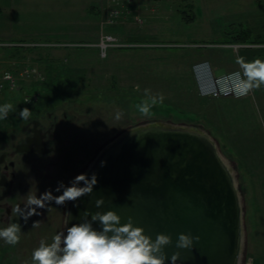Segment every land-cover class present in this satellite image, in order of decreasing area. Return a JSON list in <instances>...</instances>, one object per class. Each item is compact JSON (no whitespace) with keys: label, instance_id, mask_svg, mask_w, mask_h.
I'll list each match as a JSON object with an SVG mask.
<instances>
[{"label":"rangeland","instance_id":"1","mask_svg":"<svg viewBox=\"0 0 264 264\" xmlns=\"http://www.w3.org/2000/svg\"><path fill=\"white\" fill-rule=\"evenodd\" d=\"M241 26L254 41H264V0H0V41L62 43L22 47L21 59L15 49H0V71L11 69L17 77L0 94V105L14 109L0 119V144L7 145L2 152L10 153L24 108L30 118L35 111L57 115L55 130L62 136L61 152L8 156L15 162L8 169L13 186L1 202L0 228L18 223L22 233L15 246L0 240V264H31L40 241L51 243L64 228V205L38 208L40 215L27 222L12 209L47 190L61 195L58 182L69 186L110 140L153 120L199 127L214 139L241 195L239 264H264V181L248 179L233 149L264 158V88L252 87L244 98L203 97L194 74L204 54L220 59L217 66L201 61L210 65L209 76L219 67L242 71L234 51L241 48L234 28ZM103 34L124 45L101 51ZM195 42L201 45L177 46ZM34 221L41 223L33 228Z\"/></svg>","mask_w":264,"mask_h":264},{"label":"water","instance_id":"2","mask_svg":"<svg viewBox=\"0 0 264 264\" xmlns=\"http://www.w3.org/2000/svg\"><path fill=\"white\" fill-rule=\"evenodd\" d=\"M38 144L37 151L50 150L43 139ZM101 161H106L103 167ZM93 173L98 181L93 192L66 202L65 213L72 218L65 225L64 217L65 234L67 227L81 222L85 210H113L121 223L132 217L153 240L158 233L171 236L172 243L164 248L165 264H171L177 251L176 264L240 263L241 195L233 171L202 128L160 120L134 125L100 149L84 172L89 178ZM100 198L104 204L97 208ZM180 233L200 240L191 250L178 249Z\"/></svg>","mask_w":264,"mask_h":264},{"label":"clouds","instance_id":"3","mask_svg":"<svg viewBox=\"0 0 264 264\" xmlns=\"http://www.w3.org/2000/svg\"><path fill=\"white\" fill-rule=\"evenodd\" d=\"M244 75L247 80L241 82L239 95L246 94L252 87L259 88L264 85V62L256 60L246 65ZM13 110L11 104L0 105V119H7ZM141 112L146 114L147 109L142 108ZM31 115L32 112L28 108L19 112L23 121L30 119ZM105 164L106 161H101L102 167ZM97 182L95 173L90 178L87 174H79L70 182V186L58 182L55 191H62L61 195L55 196L52 190H47L39 197L28 196L23 208L17 205L12 211L27 222L33 215H40L38 208L44 209L52 202L62 206L66 202H75L85 195H90ZM81 183L83 186H80ZM103 204V198L95 202L97 208ZM65 215L66 225L72 215L70 212ZM121 219L113 210L95 213L85 210L81 214V222L67 227L66 234L64 231L58 232L52 237L51 243L42 239L32 252L31 264H165L168 257L164 248L172 243L171 236L158 233L153 240L145 234L142 227L134 225L132 217H128L125 223H121ZM40 223L34 221L33 228ZM96 223L99 224V229L94 227ZM21 233L20 224L10 223L7 227L0 228V240L15 246L20 242ZM199 240V236L180 233L176 248L191 250L194 242ZM179 259L180 252H174L170 257L171 264H176ZM24 264L28 262L25 261Z\"/></svg>","mask_w":264,"mask_h":264},{"label":"built area","instance_id":"4","mask_svg":"<svg viewBox=\"0 0 264 264\" xmlns=\"http://www.w3.org/2000/svg\"><path fill=\"white\" fill-rule=\"evenodd\" d=\"M62 43L58 42H36V41H0V49L23 47V48H36L42 47H56L61 46ZM98 47L101 51L106 52L111 47H119L124 45L119 43L117 38L112 34H103L98 42ZM200 43H184L177 44L179 47L196 46ZM215 46L216 44H212ZM237 47L249 46V44L238 43ZM236 47V48H237ZM1 60V54H0ZM207 69H211L210 65L205 62H198L194 67V74L196 81L199 82V93L203 97L208 98H244L252 95L251 88L244 95H239L238 90L241 87V82L246 81L247 78L241 70H234L230 72L212 73L210 76L207 74ZM208 70V71H209ZM17 81V77L13 70L4 69L0 71V94L7 88H11Z\"/></svg>","mask_w":264,"mask_h":264},{"label":"flooded vegetation","instance_id":"5","mask_svg":"<svg viewBox=\"0 0 264 264\" xmlns=\"http://www.w3.org/2000/svg\"><path fill=\"white\" fill-rule=\"evenodd\" d=\"M63 116L67 117L65 113L63 114ZM56 122L57 115H52L51 112L40 114V112L35 111L32 118H30L29 123L24 124V121L21 120V129L18 134L10 135V153L2 152L7 147V145L0 144V208L3 207L1 202L11 197L12 194L13 183L12 179L10 178V175H8V169L9 167L15 166V162L11 159L7 160L9 158L8 156H13L14 154H39L45 156L46 154L53 153L54 151H56L57 147H59L57 145L61 144L62 141V136L59 135L55 130ZM40 138L41 140L43 139V142L45 143V148H50V150L46 153H41L37 151V148L39 147L38 143ZM27 148H30L31 151H27ZM59 148L57 152H61ZM98 153L99 152L94 155L93 160L95 159ZM6 162L8 163L6 164ZM89 165L90 163L85 166V168L80 174H84ZM65 209L66 203L64 204V215Z\"/></svg>","mask_w":264,"mask_h":264},{"label":"crops","instance_id":"6","mask_svg":"<svg viewBox=\"0 0 264 264\" xmlns=\"http://www.w3.org/2000/svg\"><path fill=\"white\" fill-rule=\"evenodd\" d=\"M246 44H249V46H243L240 49H235V57L238 59L239 64H245L248 65L256 60H260L264 62V41L258 42L252 41L247 42ZM6 50V49H4ZM18 50V49H17ZM16 54L17 59H21V49ZM203 59H209L212 64H215L216 66L220 64V59L218 56L210 55L209 58L207 55H201V59L197 60L198 62H201ZM197 62V63H198ZM245 66H241L240 69L244 72ZM216 69V68H215ZM228 70H225L221 67L216 69L217 73L226 72ZM247 78V77H246ZM263 87V85H262ZM264 88V87H263ZM252 90V94L253 89ZM264 101V100H263ZM227 140L233 141V139H230L229 137L226 138ZM236 156L238 157V164H240V167L242 169V172H246L249 176H251L248 179H251L252 181H264V158L263 157H253L250 155V153L245 152L244 150H240V146L236 149L233 148ZM263 183V182H262ZM264 188V187H263ZM264 194V193H263Z\"/></svg>","mask_w":264,"mask_h":264},{"label":"trees","instance_id":"7","mask_svg":"<svg viewBox=\"0 0 264 264\" xmlns=\"http://www.w3.org/2000/svg\"><path fill=\"white\" fill-rule=\"evenodd\" d=\"M186 13H189V12L186 11ZM184 17L188 21H190V20L193 19V17H186V15ZM234 29H235L234 31L236 33L234 35L236 41H241L240 43H247V42L254 41V39H252V37L254 36V34H253V32L249 28H245V27H242L241 26L240 28L239 27L238 28L235 27ZM231 33H233V31ZM263 37H264V34H263ZM12 49H15V52L18 53V51H20L19 49H22V47L21 48L14 47ZM26 49H31V48H26ZM263 87H264V85H263Z\"/></svg>","mask_w":264,"mask_h":264},{"label":"bare ground","instance_id":"8","mask_svg":"<svg viewBox=\"0 0 264 264\" xmlns=\"http://www.w3.org/2000/svg\"><path fill=\"white\" fill-rule=\"evenodd\" d=\"M198 128V127H197ZM205 133H206V131H204ZM208 134V133H207ZM216 144V143H215ZM227 162V161H226ZM228 165H229V163H228ZM230 167V166H229ZM231 168V167H230Z\"/></svg>","mask_w":264,"mask_h":264}]
</instances>
